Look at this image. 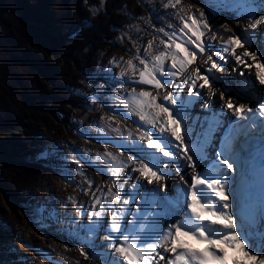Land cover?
Masks as SVG:
<instances>
[{
	"label": "snow or ice",
	"instance_id": "1",
	"mask_svg": "<svg viewBox=\"0 0 264 264\" xmlns=\"http://www.w3.org/2000/svg\"><path fill=\"white\" fill-rule=\"evenodd\" d=\"M214 4L219 6L220 12H231L238 18H248L251 23L248 29L244 30L246 35L229 36L217 52L208 56V60L212 63L206 72L210 74L212 69L219 70L223 67L220 61H223L224 64L229 62L224 55H221V50L226 53L231 52V55L235 56L237 64L245 63L242 57H251L253 61H256V53L245 50L242 54H237L234 46L245 48L247 45L251 47L252 39L255 36L264 37V33L249 32V29L255 30L261 23H264V15H259L257 18L258 13L264 12V0H214ZM164 7L176 10L175 14L183 25L179 29V35L172 24L168 25L169 28L174 29L172 32H167L164 28L156 29L158 33H163L168 38L160 40L165 51L158 52L149 59V50L153 46V41H149L144 55L138 54L129 59L126 62L127 67L120 73L123 78L131 72L132 75L129 79L141 85H150L157 90L166 88L171 80L186 73L198 55L214 46L202 39L207 33H212L213 40L216 37V33L212 32L209 24V20L212 18L210 14L206 15L201 11L199 17H196L190 14V9H188L189 14L181 15L186 11L181 0H168ZM185 29L188 30L187 33L184 31ZM177 40L180 42L177 43ZM137 51L139 53V49ZM261 55H264V52H261ZM213 56H218L219 60H214ZM168 57L171 58L170 66L166 65ZM133 60H139V64L143 65V68L137 67ZM111 63L118 62L113 58ZM245 66L251 67L247 64ZM235 70L233 69V71ZM137 74L138 79L136 78ZM241 75L244 73L241 72ZM213 79L210 75H201L200 69L196 68L194 75L183 80V84L188 86V97L180 95L183 88L177 85L163 97L165 103H157V97L152 96L148 91L137 93L135 89L127 94V98L119 97L117 108L122 105L127 110V113L121 112L120 115L138 116L142 126L150 125L156 131L145 130L138 137L141 141L147 138V148L152 150L148 156L142 159H136L130 155L127 162L120 161L117 164V157L109 153L107 149L103 155H98L99 163L107 165V168L98 170L102 174L110 173L111 177H114L113 184L105 193L100 188L93 191L94 181H86L89 184V189L83 191L85 195H91L93 199L91 210L85 211L77 206V216L71 218L76 225L77 239L87 240L90 238L89 234L95 235L100 231L107 232L105 237L108 241L107 246L114 247V254H110L112 259L105 261V264H151L155 256L165 260L164 254L169 252L173 256L166 259V264H216L223 260L222 253L212 248L205 249L203 253L192 250L178 251L176 240L180 235H191L209 245L216 242L230 248L239 245L246 257L251 253L258 254L264 251V198L260 201L257 213L250 203V193L245 188V185L250 187V181L246 179L245 165L248 163L254 141L259 144L262 157L261 167L264 168V119H258V117L264 118V103H260L258 111L255 106L247 108L246 105L240 104L236 107L237 119L229 120L231 127L227 132L223 131L224 123L219 119L222 107L220 113L212 111V115H206L204 120L197 116L189 124L185 115L190 116L188 109L194 103L192 97L199 99L203 95L199 91H194L197 82L203 80V84L199 85L203 88L210 86ZM256 80L264 85V76L259 71L256 73ZM252 83L254 84L255 81ZM209 91L212 92L211 87H209ZM225 91L227 92L228 89L225 88ZM258 91H264V89ZM214 103L209 99L205 102V107L211 110ZM228 107H233L230 100ZM148 109H155V111H148ZM112 110L116 111V108ZM245 112L249 113L246 117ZM164 116L167 119H164ZM109 119L111 120V118ZM241 119H246L249 123L240 124ZM169 121L175 127L169 128ZM181 125H183L182 134L177 132V128H180ZM252 125H255L258 131L253 132ZM112 130L123 138L118 127ZM169 132L170 135H168ZM213 133L222 135V138L218 137L221 144L220 151L216 153L213 166L209 170L214 172L215 176L209 175V172L204 170L203 164V161L209 158L207 149L211 145ZM173 137L175 140L172 139ZM128 138L130 139L131 135ZM182 145H191V147L181 152ZM139 147L143 148L142 145ZM190 152L196 154L195 160L193 155L189 154ZM217 160L218 164L215 162ZM230 160L232 162H229ZM184 161H187V164ZM90 163L96 165V161ZM131 163L139 165L132 169L133 173L139 172L140 177L147 180L148 185L156 184L157 186L148 188L147 185L140 183L139 177L134 178L131 173H128L126 177L122 176V170L128 168ZM173 164L177 172H183L186 167L191 166L193 174L190 185L182 187V195L169 199L166 191L167 185L159 182L166 179L169 175L166 170ZM234 164L240 170V187L238 188L232 187L236 180L232 173L237 171ZM61 175H64V172H61ZM65 179H68L66 175ZM122 179L123 183L120 182ZM130 180H134V182L131 188L126 189L124 185ZM181 180L185 185H188L184 175H181ZM204 186L210 190L211 196ZM113 188L116 189L115 192L112 191ZM97 192L100 194L97 195ZM220 197L223 199H219ZM229 197H232L231 201ZM69 200L73 204L77 203L73 197H69ZM133 204L136 205L135 209L130 207ZM185 204L187 210H190V214L185 209ZM153 205H156L159 210L154 211ZM109 211L112 212V215L107 217L105 213ZM205 212L210 213L216 219L205 222L203 216ZM85 215L87 223H80L78 218ZM220 221L224 223L220 224ZM81 232L84 233L83 236L80 235ZM169 245L171 246L169 247ZM160 249H163L164 254L159 251ZM81 254L86 259L89 258V253L83 249H81ZM253 259L256 260V264H264V257L256 259L253 256Z\"/></svg>",
	"mask_w": 264,
	"mask_h": 264
},
{
	"label": "trees",
	"instance_id": "2",
	"mask_svg": "<svg viewBox=\"0 0 264 264\" xmlns=\"http://www.w3.org/2000/svg\"><path fill=\"white\" fill-rule=\"evenodd\" d=\"M152 8L160 22L169 13L180 20L160 0H0V215L2 201L12 213L30 207L51 179L53 159L65 167L35 121L72 144L97 112L94 100H109L102 89L111 54L127 41L162 46ZM4 233L20 239L0 221ZM5 249L0 241V254Z\"/></svg>",
	"mask_w": 264,
	"mask_h": 264
},
{
	"label": "rangeland",
	"instance_id": "3",
	"mask_svg": "<svg viewBox=\"0 0 264 264\" xmlns=\"http://www.w3.org/2000/svg\"><path fill=\"white\" fill-rule=\"evenodd\" d=\"M185 2L188 4L187 7H185L186 4L181 3L184 9L185 8H187V10L190 9V14L196 17H199L201 11H203L206 15L210 14L212 18L209 20V24L211 25L212 32L216 33V37L214 40L212 39L211 32L207 33L202 38L206 43L214 46L209 48L204 53L198 55L195 59V62L192 65H190L189 70L186 72V74L188 75V73H190L194 75L195 69L199 68L201 75H210L211 77L214 78L211 82L212 85L210 84L211 85L210 87L212 88V91L218 89L217 90L218 95L221 91H224L223 93L235 95L243 100L258 99L256 98L257 94L255 93L256 92L255 90H259L263 88L264 85H261L259 83V80H256V74H254V72L253 73L250 72V74L253 75V79H254V80L253 79L250 80V82H247L244 78H241V75H238V73L241 71L240 66L235 61V56L231 55V52H229L228 55L226 54V58L229 61L227 64H224L223 61H220L223 67H221L219 70L212 69V72L210 74L206 72V69L210 67L212 63V61L208 60V56L217 52V50L220 49L219 45H221L225 40H228L229 36L246 35L244 30L248 29V26L250 24L248 18H243V19L238 18L234 16L231 12H220L218 10L219 6L214 4V0H185ZM166 3H168V0H160V4L163 8H165L164 4ZM152 10L153 8L148 9V12L152 19V26H153L152 32H153V36H155L157 39L156 41L160 42L161 39L164 40L168 39L166 36L163 35V33H158L156 29L164 28L165 31L172 32L174 29L169 28L168 27L169 24L175 26V30L179 35V29L183 27L180 20L179 22H177V24L173 23L172 22L173 16L172 14L169 13V15H167V18H165L164 16L161 17L163 18V22H160L156 16V13ZM187 14L189 13L186 11L184 13H181V15H185V16ZM259 15H264V12L258 13L257 16ZM262 24L263 23H261L255 30L249 29V32L264 33V30H262L263 28ZM184 31L185 33L188 32L187 29H185ZM1 32H3V30ZM182 38L185 37L182 36ZM179 42L180 41L177 40V43ZM263 43H264V37L255 36L252 39L251 47H248L246 45L245 48H243L249 51L250 53L251 52L256 53L257 59H260V61L262 62V63L260 62V65H264V55H261V52H264ZM255 45L257 46L255 47ZM138 49H139V53L137 51ZM155 49L156 48L152 46V48L149 50V54H148L149 59H151V57L156 53L165 51L164 45L159 46L157 50ZM144 50H145L144 43L137 42L136 44H131L129 41H127L123 45L121 50H116L111 54L108 60L107 71L105 72V76L103 77L105 90L102 89L103 91H109L108 93L109 100L105 104H102L98 100H94L96 104L97 112L95 113L94 117L91 119L92 121L88 123L86 127L84 126L85 129L81 130L82 129L81 125H79L78 128L81 130V132L80 134L72 135L70 139L72 144L63 142V140L59 139L56 135H54L51 132V130L48 131L45 128H43L44 127L43 123L35 121L36 126H39L40 130L45 132L48 138L51 137L50 139L51 142L47 143L46 145H53L56 147V151H55L56 156L65 164V167L60 166L59 160L53 159L52 165L54 168H51L50 170L51 179L43 182V186L39 189V193H38L39 197L36 198L34 201H31L30 207H27L26 209L23 210H19L16 213L14 212L12 213L11 206L5 201L1 202V208L4 210V212L3 214L0 215V221L2 223L4 222L11 223L12 226H14V228L18 231V236L20 238L18 239L14 237L13 234H9V233H4L3 235H0V241L6 245V249H5L6 252L3 253L1 252L0 254L1 258L3 257L2 264H36L37 257L40 256H42L45 259V262L47 264H70L66 260L65 261L57 260L56 257L55 259H53L54 256L52 255V250H51L52 245L56 243H57V247H59L60 249L65 247L63 244L67 241V239L68 241L69 240L73 241L76 244V246L84 249L86 253H89L90 260L86 264L89 263L105 264V261H107L108 253L106 252V244H108V241H106L105 239V237L107 236V232L100 231L95 235L89 234L90 238L87 240L77 239L75 233L76 228H71L70 222L61 220L60 212H58L57 210L62 209L61 211H63L67 207L75 208L76 206H78L77 204L78 195L79 194L85 195L83 190L89 189V184L86 181H94V184L92 186L93 191L96 189V187L100 186L102 183H103L102 186L105 183H108L109 186H112L114 179L110 178L108 174H102V172L98 170V169L107 168L106 166L101 165L97 159L98 155H103L105 151H103L102 149L101 151H99V149H96L94 152V150H92L91 148L90 140L93 139L91 136L92 135L94 136L95 132L101 133L100 131H104L108 127L112 126L115 118L119 119L120 122L124 124L130 122L135 123L136 118H131L126 114L125 115L119 114L121 112L125 113V111H127L126 109L123 108L122 105H120L117 108L119 97L127 98V94L131 92L133 89H135L137 93L140 91H148L151 93L152 96L158 97L157 98L158 103H165L163 101V97L167 95L169 92L168 85L171 83V85L174 86L175 88L177 85L179 84L181 85V81L183 80L182 75L177 76L179 79H181L179 84H176L175 80H171L166 88H161L159 90L153 88L150 85H141L135 83L133 80L129 79V77L132 75L131 72H129L128 75L121 78L120 73L122 69H125L127 67L126 62L129 59H132L133 57L137 56L138 54L140 56H143ZM235 51L237 52V54L243 53L237 50L236 47H235ZM222 54L223 53H221V55ZM113 58H115V61H117L118 63L110 64V61H112ZM213 59L219 60V57L213 56ZM242 59L245 61V63H241L240 65L241 66L246 64L248 65L249 57H242ZM133 63L137 65V67L143 68V65L139 64V60H133ZM166 65L167 66L171 65L170 57L166 59ZM233 69H236L238 73L236 70L233 71ZM252 69L256 73L258 72V68L254 67ZM262 71H264V67ZM230 72L234 73L231 79L229 74ZM136 78L138 79V74ZM252 81H255V83L253 84ZM198 84L200 85L203 84V80H200ZM233 85L238 87L245 86V88L242 87L243 89L241 88L237 89ZM181 87L183 88V91L180 93V95L185 98L188 97L189 95L188 86L182 84ZM225 88L228 89L227 92L225 91ZM206 90H208L206 91V96L202 95L204 99H202L201 97L199 99V103H200L199 106L203 108H205V101L203 100L211 99L216 103L219 99V97L217 98L218 95L215 92H210L209 88ZM195 98L196 97H192V100L196 103ZM226 103L227 101L222 102V111L224 112L225 111L228 112L227 111L228 108H226L225 110V107L228 106ZM113 108H116V111H113L112 110ZM192 108L193 107L191 106L188 109V112H190V114L193 111ZM102 117L104 118L103 120L101 119ZM109 118H111V120ZM185 119L188 120L189 124H191V121L194 120L191 115L190 116L185 115ZM137 127L139 129L143 128L140 122L137 123ZM144 130L147 129L145 128ZM95 142H99V141H97L96 139ZM61 144L63 145L67 144V146L61 147ZM116 145H119L121 147L124 146L123 141H116ZM141 145L143 146V148L140 147L139 149H137V152H140L142 156L144 155L148 156L150 150L147 148V145H145V143ZM187 146L189 148L191 147V145H187ZM121 149L128 150V147L125 146L122 147ZM53 150L55 149H51V152ZM142 156H139L138 159H141ZM88 160L96 161L99 164L93 165L92 163H89ZM77 161H79V163H77ZM173 167L175 168V166H171L166 171H168L170 174L174 176V178L172 177V180L176 179L178 181L177 183H179L181 181V175L183 173L177 172L176 169H174ZM61 172H64V175H61ZM130 173L132 174V176H134V173L136 174V172L133 173L132 171ZM65 175L68 177V179H65ZM169 183L170 182L167 181L166 179L162 181V184L165 185L167 184L169 185ZM177 183H174V185H176ZM131 185L132 182L130 183L128 182L126 186L124 185V187L126 189L131 188ZM69 197L75 198L77 203L73 204L69 200ZM88 201L89 202L92 201L91 195H87L85 203ZM133 205L134 207L136 206L135 204ZM10 212L11 215H9ZM105 215L107 217H110V211L106 212ZM81 219H84V216H82ZM80 235L83 236L84 233L81 232ZM54 241L56 242L54 243ZM104 241L106 242V244ZM40 242H43L44 244ZM107 249L108 252H110V248L108 246ZM96 252L98 253V255L95 254ZM110 254H112V251L110 252ZM262 255L264 256V251H262ZM111 257L112 256L110 255V258ZM110 258L108 260H110ZM245 262L249 263L251 261L247 260Z\"/></svg>",
	"mask_w": 264,
	"mask_h": 264
},
{
	"label": "bare ground",
	"instance_id": "4",
	"mask_svg": "<svg viewBox=\"0 0 264 264\" xmlns=\"http://www.w3.org/2000/svg\"><path fill=\"white\" fill-rule=\"evenodd\" d=\"M257 18H258V16H257ZM249 21H250V23H251V20L250 19H248ZM264 24V23H263ZM262 24V26H263V28H262V30H264V25ZM228 38V37H227ZM225 41H227V40H225ZM219 44V43H218ZM217 44V45H218ZM222 45V44H221ZM221 45H219L220 46V48H221ZM257 45H255V47H256ZM236 48H237V50H239V51H241V52H244L245 51V49H243V48H240L239 46H235ZM221 53H223L222 55H224L225 54V57H226V54L228 55V53L229 52H223L222 50H221ZM237 53V52H236ZM236 61V60H235ZM260 59H257L256 61H253L250 57H249V62H248V65H251V67H246L245 65H240V64H238L239 66H240V72L238 73V71H237V73H238V75H241V72H243L244 73V75H241V78H244L247 82H250V80H252L253 79V75H251L250 74V72L251 73H253L254 72V74H256V72L255 71H253V69L252 68H254V67H256V68H258V71L260 72V74L262 75V76H264V71H262L263 70V67H262V65H260ZM262 63V62H261ZM228 69V68H227ZM246 70H247V73H246ZM228 72V71H227ZM230 74V79L233 77V74L234 73H232V72H230L229 73ZM180 75H182L183 76V80L186 78V77H188V76H192L193 74H190V73H188V75L186 74V73H183V74H180ZM245 76H247L248 77V80H247V77H245ZM183 80L181 81V79H179L178 77L175 79V81H176V84H179L180 83V81H181V85L183 84L182 82H183ZM254 80V79H253ZM231 81V80H230ZM229 81V82H230ZM198 82H200V81H198ZM198 82H197V87H196V89H195V91H199L200 93H202L203 94V96H206V91H208V90H206V89H208L210 86H206V87H204V88H201V87H199V85L200 84H198ZM180 85V84H179ZM180 85V86H181ZM184 85V84H183ZM257 85V84H256ZM234 86V85H233ZM234 87H236L237 89H243V88H245V86H241V87H238V86H234ZM243 87V88H242ZM168 88H169V91H172L173 89H175V87L174 86H172L171 85V83L168 85ZM261 88V87H260ZM261 89H264V87L263 88H261ZM261 89H259V90H261ZM218 89H215L214 91H212V92H215L217 95H218V91H217ZM256 92V98H258V99H255V100H243V99H241L240 97H237V96H235V95H230V94H226V93H223L224 91H221L220 93H219V95L217 96V98L219 97V99H218V101L215 103V104H213L212 105V108H211V110H209L208 108H203V107H201V106H199V99H197V98H195V100H196V103L194 102L193 104H192V109H193V111L191 112V116H192V118L193 119H195L197 116H199L200 117V119L201 120H204V117L207 115V116H211L212 115V111H215V112H217V113H220L221 112V107H222V102H224V101H227V105H228V102H229V100L231 101V103L233 104V107L232 108H229L228 106L227 107H225V110H226V108H228V112H224V111H222V114L219 116V119L220 120H222V121H226V120H232L234 117H237V113H236V111H235V109H236V107H238L240 104H244V105H246V107L247 108H252L253 106H255V109L258 111L259 110V106H260V103H264V99H261L262 97H264V91H258V90H255ZM253 92V91H252ZM222 93H223V95H222ZM247 95V94H246ZM158 98V97H157ZM201 98L202 99H204L202 96H201ZM211 98V97H210ZM254 98V97H253ZM207 100H209V99H207ZM207 100H203V101H207ZM157 103H158V100L156 101ZM161 102H162V99H161ZM202 104V103H201ZM224 109V108H223ZM148 111H155V109H148ZM125 113H127V111H125ZM127 115V114H126ZM247 115H249V113H247V112H245V117L247 116ZM127 116H129V117H131V118H136V120H135V123L134 122H130V123H127V124H124V123H121L120 122V120L119 119H117V118H115L114 119V123L112 124V126H110V127H108L107 129H105L104 131H100L101 133H97V132H95L94 133V136L96 137H94L93 135L91 136L93 139H91L90 140V143H91V148H92V150H94V152H95V150L96 149H99V151H101V149L103 150V151H105L106 149H107V151L109 152V153H111V154H113L114 156H116L117 157V164H119V162L120 161H125V162H127V159H128V157L131 155V156H134L136 159H138L139 158V156H142V154L140 153V152H137V149H139L140 147L139 146H141V144H143V143H145V145H147V143H148V141H147V138H145L143 141H141V140H139L138 139V137L145 131L144 129L146 128L147 130H155L156 131V129H152L151 128V126L150 125H144V126H142L143 128H141V129H139L138 127H137V123L138 122H140L139 121V117L138 116H131V115H127ZM164 119H167V117L166 116H164L163 117ZM134 121V120H133ZM241 121V124H245L246 123V119H241L240 120ZM129 122V121H128ZM137 122V123H136ZM141 123V122H140ZM133 126H135V127H133ZM119 128L120 129V133H122L123 134V138L121 137V135L120 134H118L117 132H115V131H113L112 129H114V128ZM168 127L169 128H172V127H175V125H173L170 121H169V124H168ZM197 130H199V129H197ZM177 132L178 133H183V127H182V125H181V127L180 128H177ZM129 135H131V138L129 139L128 137H129ZM168 135H170V132L168 133ZM96 139H97V141H99V142H95L96 141ZM173 140H175V138L173 137L172 138ZM116 141H123V145L124 146H122V147H125V146H127L128 147V150H126V149H121L122 147L121 146H119V145H116ZM177 143H179V142H177ZM214 145L215 144V142L214 141H212L211 142V145ZM121 147V148H120ZM189 147L187 146V145H182L181 146V152H184L185 150H187ZM220 146H216L215 145V150H213L212 152H211V154L213 153H217V152H219L220 151ZM210 146L208 147V149H207V152L208 153H210ZM152 150H150V152H151ZM143 153H144V150H143ZM102 154V153H101ZM146 154V153H145ZM189 154H191V155H193V157H194V160L196 159V154L195 153H189ZM214 154V155H215ZM146 155H144V156H142L141 157V159L142 158H144ZM96 158V157H95ZM165 159H168V158H165ZM88 162L90 163V162H92V160H88ZM184 163L185 164H187V161H184ZM96 164H99V163H97L96 162ZM203 164H205V161H203ZM103 166H106L107 167V165H103ZM139 165L137 164V163H131V164H129V166H128V168H126V169H123L122 170V176H124V177H126L127 176V174L128 173H130L131 171H132V169L133 168H137ZM171 166H175L174 164L173 165H170V167ZM169 167V168H170ZM161 168H163V166L161 165ZM174 168V167H173ZM174 169H176V168H174ZM198 171H200V169H198ZM183 174L182 175H184L185 176V180H187V177L188 176H191L192 174H193V172H192V167L191 166H188V167H186L185 168V170L182 172ZM108 176H110V178H112V179H114V177H111V175H110V173L108 174ZM134 178L135 177H139V181H140V183L141 184H144V185H147V187L148 188H153V187H156L157 185L156 184H152V185H148L147 184V180H145L143 177H140V174H139V172H136V174L134 173V176H133ZM172 177L174 178V176L172 175V174H170L169 173V175L166 177V180L167 181H169L170 182V184H169V186H168V184H167V189H166V191H167V193H168V196H169V199H172V198H174V197H179V196H181L182 195V187H187L188 185H185V183H184V181L183 180H181V182H179V183H177L178 181L175 179V180H172ZM100 178V177H99ZM163 181V180H162ZM162 181H160L159 183L160 184H162ZM188 181V180H187ZM121 183H123V179L120 181ZM130 182H134V180H130L129 181V183ZM97 183V182H96ZM174 183H177L176 185H174ZM98 184H100V183H98ZM103 184V183H102ZM102 184L100 185V186H98V187H96V189L97 188H100V189H102L103 190V192H105V193H107L108 192V189L109 188H111V186H109V184L108 183H105L103 186H102ZM125 186H126V184H125ZM174 186H181V187H174ZM95 189V190H96ZM94 190V191H95ZM77 191V190H76ZM112 191L113 192H115V189L113 188L112 189ZM100 193L99 192H97V195H99ZM161 195H164V193H161ZM86 197H87V195H81V194H79L78 195V206H80L81 208H83L85 211H89V210H91V208H90V206L92 205V203H93V199H92V201H88V202H86L85 203V200H86ZM109 199H111V197L109 196ZM137 200H139V198H137ZM121 203H122V201H121ZM130 207H132L133 209H135L136 208V206L134 207V205H130ZM184 207H185V209H186V206L184 205ZM76 208H77V206L75 207V208H72V207H67V208H65V210H63V211H61V210H57L58 212H60V218H61V220H64V221H68V222H70L71 223V228H76V225L72 222V217H76L77 216V212H76ZM153 209H154V211H158L159 209L157 208V206L156 205H153ZM112 215V212H110V216ZM181 215H182V213H181ZM82 217H79L78 219H79V222L80 223H83V224H86L87 223V216L85 215L84 216V219H81ZM130 218V217H129ZM171 222H175V221H171ZM65 223V222H64ZM66 239V238H65ZM92 239V238H91ZM56 241H54V243H55ZM105 242V241H104ZM40 243H42V244H44L43 242H40ZM105 244H106V242H105ZM176 244H177V246H178V251H180V250H182V249H186L187 247H186V244L184 243V241H182L180 238H179V236L177 237V240H176ZM65 247H63L62 249H60L59 247H57V243L56 244H54V245H52V248H51V250H52V255L54 256L53 257V259H55V257H56V259L57 260H60V261H68L70 264H86V263H88V261L90 260L89 258H85V256L84 255H82L81 254V247H78V246H76V244L73 242V241H68V239H67V241L63 244ZM171 245H169V247H170ZM84 250V249H83ZM85 251V250H84ZM112 251V254H114V247H112V248H110V252ZM162 254H164L163 253V249H160L159 250ZM106 252L108 253V259L110 258V252H108V249H107V244H106ZM96 255H98V253L96 252L95 253ZM165 256H166V259L168 258V257H171V256H173V254L172 253H166V254H164ZM112 256V255H111ZM225 256H226V258L228 259V261H229V263L230 264H239V263H241V264H256V260L255 259H253V256H255L256 257V259H259L260 257H264L263 255H262V251L261 252H259L258 254H256V253H251L248 257H246L245 256V254H244V252L242 253V254H240V252H233L232 254H230V255H228L226 252H225ZM45 257H46V255H45ZM231 257H233L234 259H235V262L233 261V263L232 262H230V258ZM107 259V260H108ZM110 259H112V257L110 258ZM166 259L165 260H163V261H166ZM247 260H250L251 262H249V263H246L245 261H247ZM162 260L159 258V256H155V258H154V260L151 262V264H157V262H158V264L161 262ZM243 262V263H242ZM36 264H47L46 262H45V259L42 257V256H40V257H37V262H36ZM90 264V263H89Z\"/></svg>",
	"mask_w": 264,
	"mask_h": 264
}]
</instances>
